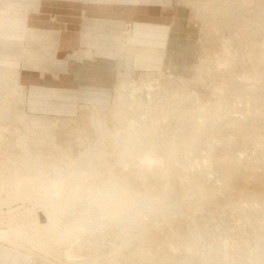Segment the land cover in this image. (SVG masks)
Segmentation results:
<instances>
[{"label": "rangeland", "instance_id": "rangeland-1", "mask_svg": "<svg viewBox=\"0 0 264 264\" xmlns=\"http://www.w3.org/2000/svg\"><path fill=\"white\" fill-rule=\"evenodd\" d=\"M208 1L111 0L107 8L96 4L93 9H78L76 20L71 19L75 24H41L40 41L33 39L25 44L26 56L18 43H14L13 50L19 56L0 59L18 70L19 84L27 95L23 105L17 103L9 90L10 73L4 71L6 76L0 73V110L6 115L0 119V126H6L0 150H7L0 160L24 163L19 157L24 152L19 147L20 136L24 137L28 149L26 156L40 158L50 165L49 170L56 166L59 169L55 173H68L67 166L73 160L70 164L76 172L84 171L92 176H86L84 182L99 187L95 191L86 186L79 188L85 199L80 208L93 211V215L85 216L86 223H92L95 216L107 219L110 212L101 211L100 206L105 204L102 198L105 187L112 184L126 183L128 194L136 197L128 210L117 212L121 223L136 205L145 209L140 220L132 224L131 234L121 233L109 225L96 238L89 231L78 238L76 231H72L69 234L72 237L65 242L54 232L57 226L47 231L42 229L49 231L48 235L40 231L44 235L38 237L45 249L20 243L23 246L20 249L28 255L12 250L6 264H28L36 254L30 249L40 254V264H80L81 261L90 264H264V0H219L218 4L231 15L225 19L213 17L206 28L204 17L199 16L194 3ZM208 13L211 12H206L207 17ZM54 17L55 14L48 16ZM68 30L70 35L65 33ZM72 35L75 41L70 46L68 41L60 40ZM89 49L95 52L91 58L74 57ZM201 64L203 70L197 67ZM119 76L132 82L144 79L152 84L145 90H132L139 104L134 107L131 118L122 122L116 121L117 115L109 110L116 100ZM175 76L188 79V85L178 87L168 83ZM259 84L261 98L256 99L249 89ZM239 88L247 89L237 98ZM221 94L232 104V111L226 112ZM192 97L200 105L194 113L196 120L201 122V116L209 112L216 117L215 121L210 119L214 123L205 121L206 125L212 123V133L207 137L194 134L199 144L192 145L186 161L176 159L168 167L169 154L165 151L190 136H180L177 131L189 125L190 116L185 109ZM95 106L103 107L101 112L105 114L89 117ZM22 109L28 116H21ZM144 109L148 110L145 116L141 113ZM250 109L253 110L250 112ZM136 117L141 122L151 118L159 123L162 138L150 139L157 134L150 132V147L132 148L128 135L137 129L128 124ZM32 118L48 120L52 125L47 130L39 129L29 123ZM235 123L244 131L238 132ZM102 126L104 130L100 129ZM243 133L250 137L244 138ZM229 136L235 143L230 148L239 159L236 162L239 170L226 175L228 187L221 188L223 170L214 169L209 162H206L210 166L207 169L205 162L202 168L193 163L205 156L208 147L215 160L217 156L222 157L228 146L223 148L221 140ZM148 151L162 156L166 162L148 167L141 158ZM70 180L62 188L77 182ZM191 181H200L203 185ZM219 186L223 192L217 191ZM214 188L219 202L202 205L198 195ZM229 196L233 199L231 205L226 204ZM4 197L6 194L0 195V205ZM18 206L22 213L16 211L14 217L24 214L23 219L20 217L22 221L26 218L27 221L28 216L33 221L28 220L30 224L25 221L29 225L27 231L35 228L37 223L32 219L35 216L38 228L49 224L52 214L59 216V222L65 219L58 207L46 200L16 202L12 208ZM2 207L4 212L9 209L7 205ZM166 213L176 219L173 224L164 221ZM141 233L147 237L148 250L137 244L136 236ZM65 251L77 256L69 261L65 259L68 258Z\"/></svg>", "mask_w": 264, "mask_h": 264}, {"label": "bare ground", "instance_id": "bare-ground-1", "mask_svg": "<svg viewBox=\"0 0 264 264\" xmlns=\"http://www.w3.org/2000/svg\"><path fill=\"white\" fill-rule=\"evenodd\" d=\"M189 1L192 2V0H189ZM218 3H219V0L218 1L217 0H209L206 4H205V2H202V4L200 2L194 3L196 5V8L198 9L199 16L202 15L204 17V25L206 26V28L210 24V22L208 20H211L213 17L220 16L221 18L225 19L226 16L231 15V13L228 9L222 8ZM207 11L211 12V13H208V14H210L209 17L206 16ZM257 29H258V27H257ZM92 51L93 50L81 51V52L75 54L74 57L76 59H83L86 57L91 58L93 55ZM215 56L216 55H214V57ZM210 57H212V56H210ZM202 64L197 66L199 70H203ZM4 71H8L10 73L9 78H8L9 90L17 98V103L19 102L20 105H23L24 100H25V91H24V88L19 84V72H18V70L15 67H11V66H8L7 64H3L2 62H0V73H2V76H6ZM160 73H162V72L160 71ZM119 74H121V71L119 72ZM149 74H151V73H149ZM146 75H148V74H146ZM119 77H120L119 82L116 85V89H115V99L116 100H115L114 105H112L109 108V110H111L114 115H117L114 118L116 121L122 122V121H125V120L131 118V115L134 114V107L139 104L137 102V100L134 99V97H136L137 94H135V92H133L132 90H134V89L145 90L149 86L152 87V84H149L150 83L149 81H148L149 83L147 81H144V79L142 80V82H139V81H133L132 82L131 80H127V79L123 78L122 76H119ZM168 79H167V81H168ZM168 83H172L178 87H184V86L186 87L188 85L189 81H188V79L183 78V77H178V79H177L175 76V77H170ZM246 87L248 88V86H246ZM260 87L261 86L259 84V85H256L252 90L249 89L251 92V95H253V97H255L256 99H258L260 97V94H261V88ZM241 88H242V86H241ZM241 88H239L237 93H236L237 98L241 97V95L247 89V88H245V90H243L244 87H243V89H241ZM249 90H248V92H249ZM193 94L195 95V93L191 91V95H193ZM222 95L223 94H221L220 98L225 103L224 107L226 108V112L232 111V107H233L232 104L229 102V100H227L225 98V96H222ZM189 102H190V105L185 109V112L189 113V116H190V120H188L189 125L187 128H180L177 131V133L180 136H182V134L183 135H190V136H188L187 139L184 140L181 144L173 143L172 147L168 151H165L169 154L168 157H166V159H168V162H169L168 167L173 166L176 159L180 160L181 162L186 161L187 154H189L193 150L192 145L199 144V138L196 136H193L194 134H200V135L207 137L212 133V123H214V122L211 120L215 121L214 118H216V117H214V115L211 116L213 113L209 112V113L201 116L202 120H201V122H199L198 120L195 119L194 113L199 109L200 105L196 104V99L194 97H192V102L191 101H189ZM84 108L85 107H83V109ZM87 108H89V107L87 106ZM101 109H104V108L103 107L101 108L100 106H95L94 109L91 110V112H89L90 115L86 112L88 110H86L84 112H86L87 113L86 115L87 116L89 115V117L91 116L92 118H97V117H101L102 113L105 114L104 111L101 112ZM200 109H202V108H200ZM253 109H255V108H253ZM253 109H250L249 111L251 112V110H253ZM255 111H252V112H255ZM105 112H107V111H105ZM147 112H148V110L144 109V110H142L141 113L144 115ZM20 114L22 117L28 116L26 114V112L24 111V109L20 110ZM103 114H102V116H103ZM161 114H162V116H164V115H166V112L163 111V112H161ZM118 115H121L122 117H118ZM253 115H252V117H254ZM5 116L6 115H5L4 111L0 110V119H4ZM33 117H35V116H33ZM252 117H251V119H253ZM130 120H132V121L128 125L131 128L137 129L132 134L128 135L127 140H128V143L132 146V148H134L136 150H141L138 148H143V147L146 148V147L151 146L152 141H150V139L162 138L163 134L159 133L160 129H161V125L159 123H156V122L154 123L153 119L147 118L148 121L141 122L140 119H138L136 117L135 120H133V119H130ZM208 120L211 121L212 123L208 122L209 125L208 124L206 125L205 121H208ZM47 121L40 120L38 118H34V119L32 118L29 123H32L34 125V127L36 126L39 129H43V130L46 129L47 130L48 127H50V125H52V122H47ZM55 123L57 124V122H55ZM141 123H143V124L141 125ZM239 123H235V124H237V125H235V127L237 126L236 130H238V132L241 133L242 131H244L243 130L244 128H241L240 127L241 125H239ZM240 124H242V123H240ZM100 129L104 130L105 127L102 126ZM5 131H6V126L5 127L0 126V141H3V139L5 138ZM150 132H156L157 134L155 136L149 137L150 138L149 139L148 134ZM15 133L18 134V130H16ZM242 136L246 139L250 137V135L244 134V133L242 134ZM23 138L24 137L20 136V139L18 141L19 147L20 148L22 147L24 150V152L21 154V156H19L21 159H23V161H24L23 164H20L19 160H14L12 162L10 161V159L9 160H2V161L0 160V195L6 194V197H4L2 199V204L0 205V242L2 245H8V246L12 245L16 249H20L21 247H23L21 244L27 243L26 245L33 244L35 247L43 248L45 244L43 242H42L43 243L42 244L40 242L41 240H39L38 237L41 238L44 235L43 233H45V235H48L47 233H49V231L47 233H46V231L50 228L56 229L55 228L56 226L58 227V229L54 230V232H57L59 234V236H60L59 240H61V241L63 240L65 242H67L66 241L67 239L72 237V236L71 237L69 236V234L72 231H76L74 234L78 238L81 237L82 234L86 233L87 231L91 232V234L96 238V237H98V234L103 235L102 229L104 227L109 226V225L113 226L115 229L119 230V232H121V233L128 234L131 231L132 224L138 222L140 220V218L144 215L143 211L145 209L139 205H136L134 210L130 211L127 216L123 217L125 219V222L121 223V221H120L121 218L117 217V212L128 210L130 206L134 205V202H135L134 198H136V197L134 194H132V195L128 194V191H130V190H129V186L126 183L122 184L121 186L112 184L110 187H105L106 190L103 191L105 195H103L102 198L104 199L106 205L102 204L100 206L101 211L106 210V211L110 212L107 219L102 220L101 217L94 215L95 216L94 221L92 223H86L85 222V219H86L85 216L88 213L92 214L93 211L91 209H87V208L82 211V209L80 208V205H83L85 203V199H84V197H82L80 195L79 188L82 186H86V188L89 190H92V191L97 190V188H99L98 186L92 185L89 182H87V183L84 182L87 178L86 176H88L90 178L92 176L88 175V173L87 172L85 173L84 171L83 172L82 171L76 172L77 169L75 167H73L72 164H70L73 160H71L67 166V169L70 170L68 173H65V172L55 173V171L59 169L56 166H53L52 170L50 169L51 170L50 171L48 168L50 165L39 160L40 158L31 159L30 157L26 156L28 154L27 153L28 149L26 147V144L23 141ZM210 143L211 142H209V144ZM221 143L220 144L223 145V148H225L224 145L228 146V150H226V149L224 150L225 152H224V155L222 157L217 156L218 159L215 160L214 155L212 154V152H210V149L208 147L205 156H202V158L198 157L199 160H197L195 163H193V165L197 166V167H201L204 164V162L205 163L209 162V164H211L214 167V169L223 170L224 174H221L222 175L221 179L224 183H221L222 185L220 184V186H222L221 188H223V187L227 188L228 186L226 185V180L228 177H225V176L228 174H231V173H237L238 172L239 169L237 168L238 166L236 165V162L238 163L239 159L234 157L233 149L231 150V148H230L232 145H235L234 140L231 136L223 137L221 140ZM212 145H214V144H212ZM215 146H217V145H215ZM4 149H6V148H4ZM134 149H130V150L133 151ZM6 151L7 150H0V156L3 155V153H5ZM25 151H26V153H25ZM144 154H145V152L142 153L141 158H142V161L144 162V164H146L148 167H150V166L152 167L154 165H162L166 162V159L164 161V158L162 156H156L151 151L146 152V154H147L146 157H144ZM21 163H22V161H21ZM262 163H264V162H262ZM206 164L207 165L205 166V168L207 169V166L208 167H210V166L208 165V163H206ZM202 167H204V166H202ZM88 170H92L91 172L95 173L94 170L91 168H89ZM68 177H70L71 180H75L77 182L75 184L68 185L67 188L64 189V188H62V185L66 184L68 182L66 180H70ZM191 182L198 185V186L203 185L200 181H191ZM174 184H176V183H174ZM220 186L218 187L219 188L218 190L215 188H214L215 189L214 191L206 189L200 195H198L200 203L202 205H207V206L217 204L219 202L220 197L218 198L216 190L222 191ZM228 190L229 189H226L225 192H227ZM62 194H63V197H62ZM30 200H36V201L37 200H46V201H48V203L50 205L58 207L57 209L61 213L64 214L63 218H65V219L64 220L62 219L63 222H62V220L59 222L60 218L55 213V214L50 215L49 224L41 225L42 228H38V221L36 219V216H35V218L31 217L33 220L34 219L36 220V221H34V223L36 222L37 224H36L34 229L30 228L31 230L27 231L29 225L26 223L28 222V220L30 221V217L28 216L29 219L27 221H26L27 218L24 219L26 221V223H25V221H22L20 219V217H22L24 214L22 216L17 215V218H15L14 216L16 215V211L21 212L20 211L21 206H18L16 208H12V206L14 204H16V202L24 204L26 201H30ZM157 200L159 202L162 201L161 198H159ZM226 202H227L226 203L227 205H231L233 202L232 197L229 196L226 199ZM3 205L9 206L8 207L9 209L5 212L3 211V208H4V207H2ZM13 213H15V214H13ZM25 217H27V216H25ZM163 217H164V221L166 223H169L170 225L176 221V219L174 217H172V215L170 213L164 214ZM22 219H23V217H22ZM30 222L32 223L33 221H30ZM30 222H28V223L30 224ZM61 222H62V224H61ZM31 227H34V226L32 225ZM42 229L43 230L46 229V231L44 232ZM40 231L41 232L43 231V233H41ZM49 235L51 236V237L50 236L49 237L52 238L53 235H51V234H49ZM115 235H116V233H115ZM137 237H138L137 244L139 246L145 248L146 250H148V247L145 245V242L147 241L146 235L144 233H141V234H139V236H136V238ZM53 239H54V236H53ZM75 239H76L75 241H77V238H75ZM132 241H134L133 235H132ZM46 247H48V246L46 245ZM43 249H45V247ZM30 250L35 252L36 254L34 255V257H30L28 264H40V254H38L36 251H34L32 249H30ZM30 250L28 249V251H30ZM204 251L205 250H201V254H205ZM78 252H79V250H78ZM65 254L68 257L65 259H68V260H69V258H73L74 256H77L72 251H65ZM66 256L64 255V257H66ZM55 262H58V261H55ZM73 263H71V264H73ZM65 264H69V263H65ZM80 264H90V263H86L85 261L84 262L81 261Z\"/></svg>", "mask_w": 264, "mask_h": 264}, {"label": "crops", "instance_id": "crops-1", "mask_svg": "<svg viewBox=\"0 0 264 264\" xmlns=\"http://www.w3.org/2000/svg\"><path fill=\"white\" fill-rule=\"evenodd\" d=\"M110 1L111 0H0V59L19 56V54L15 53L13 50L14 43H18L21 51L22 49L24 51L23 55L26 56V49H24L25 44L33 39L40 41L41 24L44 26L48 24L53 25L54 23L62 25L64 23L70 26L75 24V21L71 22V19L76 20L78 9H93L96 7V4H99V6L103 4V6L107 8ZM51 14H55V19L48 18ZM66 17L67 19H65ZM35 26L37 29L33 28ZM65 33L68 35L71 34L70 30ZM60 40L68 41L70 46V43L75 41V37L72 35V38L69 36ZM92 52L93 54L95 53L94 51ZM12 250L28 255L24 253L22 249H16L13 246L2 245L0 243V264L7 263L11 254H13L10 253Z\"/></svg>", "mask_w": 264, "mask_h": 264}]
</instances>
